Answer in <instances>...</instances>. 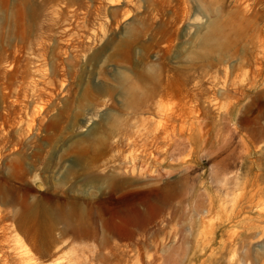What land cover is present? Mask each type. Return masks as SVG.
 Returning a JSON list of instances; mask_svg holds the SVG:
<instances>
[{"label":"rangeland","instance_id":"rangeland-1","mask_svg":"<svg viewBox=\"0 0 264 264\" xmlns=\"http://www.w3.org/2000/svg\"><path fill=\"white\" fill-rule=\"evenodd\" d=\"M0 264H264V0H0Z\"/></svg>","mask_w":264,"mask_h":264},{"label":"bare ground","instance_id":"bare-ground-1","mask_svg":"<svg viewBox=\"0 0 264 264\" xmlns=\"http://www.w3.org/2000/svg\"><path fill=\"white\" fill-rule=\"evenodd\" d=\"M116 1H120V0H115V2H116Z\"/></svg>","mask_w":264,"mask_h":264}]
</instances>
